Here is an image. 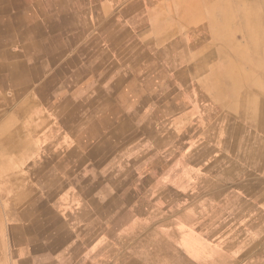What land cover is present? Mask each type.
<instances>
[{
  "label": "crops",
  "instance_id": "0c3cea01",
  "mask_svg": "<svg viewBox=\"0 0 264 264\" xmlns=\"http://www.w3.org/2000/svg\"><path fill=\"white\" fill-rule=\"evenodd\" d=\"M186 1L198 6L191 14L179 12L178 3ZM216 2L0 0V264H88L81 251L46 257L43 249L29 250L30 239L41 242L30 231L33 220L44 229L67 212L65 205L45 210L43 192L40 207L30 206L28 197L30 186L36 190L33 177L34 186L43 183L46 149L60 146L65 150L55 164L65 162L70 148H89V163H124L95 176L91 182L102 186L89 197L88 180L77 183L76 221L62 227L70 240L80 245L91 225L88 212L106 209L88 200L103 191L138 194L140 237L95 241L104 251L108 245L119 250L104 264L117 260L125 245L154 264H264V62L234 64L239 91L229 88L222 108L218 98L200 97L204 75L208 80L221 65L215 58L207 74L194 75L190 58L206 44L217 52L222 43L193 18ZM170 50L177 53V68L167 70L164 53ZM260 52L264 56V47ZM178 87L172 99L170 91ZM48 178L68 181L59 172ZM64 186H72L70 180ZM158 196L167 197L163 207L151 202ZM217 215L226 221L216 223ZM217 229L233 236H207Z\"/></svg>",
  "mask_w": 264,
  "mask_h": 264
},
{
  "label": "bare ground",
  "instance_id": "6f19581e",
  "mask_svg": "<svg viewBox=\"0 0 264 264\" xmlns=\"http://www.w3.org/2000/svg\"><path fill=\"white\" fill-rule=\"evenodd\" d=\"M183 6H184L183 7V12L185 14L187 13V11H189V14L193 13L192 12V8L193 7L198 8L197 4H193L192 2H189V3L187 2V4L185 3ZM205 7H207V9H210V12H212L214 10H217L220 13V16L223 17L221 19L222 21L220 23H218V30L215 31V33H213V35L219 38V36H222L223 34H225V37L223 36L224 37L223 40H224V43H225V46H226L227 49H230V47L232 48L234 46H236V48H237L238 45L240 44V40H242L241 38H244L245 37L246 38V41L248 43L249 50L250 51L251 50H254V51H252V53L254 55L253 62H255V61L258 62V60H260V59H261V62H264V56L260 52L261 51V47H264V31H263V20H262V18H264V16H263V14H264V0H232V1L231 0H220V1L218 0V2H216L214 4H209V5L206 4ZM194 15H195V17L193 19L195 20V22H198L199 21L198 24L200 25V22L202 21L201 26H202V28H205L207 25H206V23H204V14L202 13L201 8H200L199 11L197 9L196 10V14L194 13ZM233 15H238L239 16L238 19H239V21L241 23L240 24L241 25L240 28L242 29L243 32L240 33L241 30L239 29V26H234V25H231L230 24L231 21H229V20L232 19V16ZM193 19H191V20L194 21ZM213 49L214 48H207L206 46H204V51L203 52H198V54L200 53L202 55V57H203V60L202 61L204 62V66L199 67V70L198 71L201 72V71L205 70V73L207 74V71H206V70H208L207 69V64L209 63V61H211V60H213L215 58H217V60L219 61V62H217V67H218V64H219V66L220 65L221 66L219 68H214V69L211 70L210 78L208 80L206 79V75H204L205 78L203 76H200L199 75V77H203L204 78V85L203 84H199L197 86V93L199 92L200 93V97L203 98V99H206L207 97H212V98L213 97H216V98H218L219 101L222 102V104L219 102V105L216 103V106L219 107V108H222L224 106L223 105V102L225 100L227 101V99L225 97L226 96L225 92H227V90H230L229 88H231V87H233V91L234 92H238L239 91V84H240V78H241V76L238 73H235V71H234L235 65L234 64L239 63L241 60H243L244 62L246 60H245V56H244V59L241 58L240 60H235V62H232V60H230V58H229L228 55H224L223 54V55H221L219 57L216 54V51H214ZM238 50L239 51H242V50L245 51V49H243V48L240 49V47L238 48ZM249 60H251V59H248V61ZM240 64H242V63H240ZM251 68H252V66H251ZM256 72H254V75H256L255 74ZM250 73H251V71H250ZM260 81H261V79H260ZM241 82H243V81H241ZM206 83L209 84V86L212 85V93L211 92H209V93H202L201 92L200 87L201 86L202 87H205ZM262 87L264 88L263 85H262ZM249 89L251 91V88H249ZM229 96H230V94H229ZM259 102H260V100H259ZM214 104H215V102H214ZM217 107H215V108H217ZM257 108H256V110H257ZM223 110H224V108H223ZM240 111H241V109H240ZM104 113H105V111H104ZM256 119L259 120L260 118H256ZM244 121H245V119H244ZM93 123L95 124V122H93ZM93 123H92V126H93ZM77 129H79V128H77ZM227 143H228V141H227ZM234 146H235V143H234ZM60 147H59V152L62 155V153H64V150L65 149H62ZM69 150L70 151H69V154H68V158L65 160V162L64 161L59 162L57 164V167L59 169H61L62 171H65L66 174H68L69 176H77V175H80V174L83 173V171L85 172L84 162L80 158L79 152L76 149L70 148ZM73 159H79L80 161L79 162H76L71 167H69V165H66L67 163L68 164L72 163L73 162ZM50 167L51 166H49L48 162L46 163V161L44 159L43 169H42V172H44V180H43V183H41V184L38 185V187L37 186H34L35 184H38V180L33 177V179H32V183L33 184L32 185H33V188L35 187L36 190H33L31 188L32 186H30V189H29V192H28V197L30 199V203H32L30 206H33V205H34V207L35 206H39V205L41 206L42 203H41V201L40 202L38 201V194H40L41 192H43L45 189H48V190L53 189L54 190V187H55V191L57 189L59 190L57 192V195L55 196V204H56V200H57L59 202V206L60 207H62L63 205H65V208L67 210L66 213H69L70 215H72V206H73V204L75 202L74 197H75V193L76 192H75L73 186H70V187L69 186H64V182H66V181H64L62 179H60V180L57 181L54 178H48L49 176H54V175L56 176V174H57L54 171H52L50 169ZM33 172L36 173L37 170H35ZM39 172H41V171H39ZM86 172L88 173V170ZM87 173H86V175H87ZM101 186L97 188V186L94 183H90L89 184V187H88V191H87L88 195H90V193L92 191H94L96 188H97L96 190H99V188H101ZM102 188H105V187L103 186ZM102 190L103 189H100V192ZM99 195L100 196L97 197L98 199L95 198V199L88 200V204L91 205V206H93V207H102L103 204L105 203V199L106 198H109L110 195L108 193L104 192V191H103V193H101ZM53 200H54V197H53ZM110 205L113 206V204H110ZM90 212H88V218L91 221L90 222L91 225L88 226L87 234L82 235V237H80L81 240H86V241H89V242L92 241V240H94L99 235V233L101 232V230L104 227H107L109 224H111V222L114 221L113 219H114V215H115L114 212H113V210H112V208L110 206L109 207H106L105 210H98V211H96V212H94L92 214ZM33 222H35L34 223L35 226L33 224V226L30 227V231L33 233L32 234L33 237L36 238V234H37L36 231L38 230V232L40 234H37V236L41 239V242L42 243L41 242L38 243L37 242L38 239L37 240L36 239H30L29 240V250L30 251H32V250L39 251V250H42L43 249L44 250V253H45V256L46 257L48 255L50 256L51 250L55 247V245L60 246L61 245V241L63 240V236L69 234V233H67V231H64V228H62L64 226H67L66 225V222H64V220H61V219H58V221H57V220H55V217H53V218H51L50 220H48L46 222V224L47 223L48 224H47V226L45 225L46 227H44V229L38 228V226H36V219H34ZM138 222L136 220H134L131 223H129L120 232V234H119L120 240H123V238H125V239L126 238L127 239L128 238H135V236L137 235V233L140 231V228H141L140 227L141 225ZM60 225H61V227H60ZM86 236H88L87 239H86ZM238 237H239L240 240H242L241 238L243 237V235H241L239 233V236ZM60 239H61V241L59 243V240ZM103 247H104V249H107L109 247V245L108 246H103ZM72 248H73V246H72ZM99 250H102V249H99ZM96 253H99V251L96 252ZM69 254L70 255H73L69 250H67L66 252H63L62 255L68 256ZM144 259L146 260V257ZM150 262H154V259L152 260L150 258Z\"/></svg>",
  "mask_w": 264,
  "mask_h": 264
},
{
  "label": "rangeland",
  "instance_id": "374dc122",
  "mask_svg": "<svg viewBox=\"0 0 264 264\" xmlns=\"http://www.w3.org/2000/svg\"><path fill=\"white\" fill-rule=\"evenodd\" d=\"M184 4H181V3H178V7L180 8L179 12H183V6ZM201 11L202 13L204 14V23H206V27L204 29V32L206 35H210V37L214 36L213 33H215V31L218 30V23H220L222 20L223 17L220 16V13L217 11V10H214L212 12H210V9H207L203 7V9L201 8ZM239 16L238 15H233L232 16V19H230L229 21L231 25H234V26H239V29L242 31V29L240 28V21H239ZM225 37V34H223L222 36H219L216 37L218 39H220L221 41V45L219 46L220 49L216 52V54L220 57L221 55H228L230 60H232V62H235V60H240L241 58L244 59V56H245V60L246 59H254V55L252 53V51L249 50V47H248V43L246 41V39H242L240 40V44L238 45V47L236 48V46L232 47L233 49V52L230 51V49H227L226 46H225V43H224V37ZM244 43V44H242ZM207 48H214L212 45H209V44H206L205 45ZM240 47L241 48H245V49H248V50H245V51H239L238 48ZM231 48V47H230ZM230 52V53H229ZM177 53L174 52L173 50H170V51H166L164 53L165 55V60H166V69L168 70L169 68H172V69H176L177 65L175 66L176 64V61L178 59H176V55ZM237 56V58H236ZM132 60H133V57H132ZM190 60H192L194 62V69H193V74L194 75H197L199 74V67L201 66H204V62L202 61L203 60V57L202 55L199 53H194V57H191ZM135 61V59L133 60ZM191 61V62H192ZM198 61V62H197ZM170 67H169V66ZM178 70H180V72H178V77L180 78H183V76L186 74L184 72H181V69L179 68ZM142 74V73H141ZM163 81L165 82L166 80L163 79ZM164 85V84H163ZM165 86V85H164ZM179 87L178 88H174V90L172 89V91H170V96L172 99H177L178 98V95H179V91H178ZM201 89V92L202 93H209V92H212V85H208L207 84V87H200ZM167 98H170L168 95H166ZM219 108V107H218ZM104 116V115H102ZM105 119V118H104ZM95 121V124H96V119H94ZM104 121V120H103ZM93 134H97L96 131H93L92 132ZM92 138H89L88 137V140L90 141ZM97 139V138H96ZM46 153L43 154L44 156V159L46 161V163L48 162L50 169L52 171H54L55 173H61V175H64L65 178L68 180L66 181L67 183H69V180L70 182L72 183L71 185L73 186L74 190L76 189V185L78 182H80L81 180L83 181H87L88 180V187H89V184L92 183L91 181L93 180L94 181V177L95 176H102V175H107V174H110L112 172H116L117 170H121V159L119 162H115L114 164H106L104 162H98V163H94L91 162L89 163L88 162V158H89V155L91 154V151L90 149L88 148V150L84 153H79V156L80 158L83 160L84 162V166H85V172L83 171L82 174L80 175H77V176H69L68 174H66L65 171H62L61 169H59L57 167V164H55V161L58 159V158H61V153L59 152V148L58 147H49V149H46ZM79 152V151H78ZM124 164V163H122ZM126 166H128L127 163H125ZM129 167V166H128ZM130 169V168H129ZM88 170V173L86 172ZM90 172V173H89ZM87 173V175H86ZM119 174L122 173V172H118ZM126 173V170L123 171V174ZM84 177V178H83ZM83 178V179H82ZM87 178V179H85ZM64 180V179H63ZM65 181V180H64ZM88 187H84V192L86 193L88 191ZM143 186H141L140 188H142ZM55 191V187H54V190L51 189V190H48V189H45L43 192H44V201H43V205H44V209L45 210H54L55 207H60L59 206V202L56 200V204H55V196L54 197V200H53V197L51 194H53V192ZM76 192V190H75ZM137 193L134 194V193H126V194H121V195H118L116 192L113 193V194H110L109 198H106L105 199V203L103 204L104 207H111L113 212H114V221L111 222V224H109L107 227H104L101 232L99 233V235L92 241H86V240H81L79 244L75 243L74 241L70 240V236L69 234L63 236V240L61 241V239L59 240V243L61 241V245L58 246V245H55V247L51 250V254L50 256L48 255V257H51L52 255H61L63 256V252H66L67 250H69L72 254L75 253L76 251H81L82 253L85 252L84 254H86V256L88 257V264H104L106 261H108V259L112 256V255H116L117 252L119 251L118 249H115L113 248L112 246H109L107 249L104 250H99L100 247H99V244L100 243H96L95 241L99 240L100 242L103 241V240H117L119 239L120 240V232L129 224L131 223L132 221L136 220L137 217H138V210H139V204H137V200H136V197H137ZM89 197V195H88ZM118 197H120L118 199ZM155 202L158 203V205L156 207H163L165 202L168 201L167 200V197L164 199H162V197L159 198L158 197H153L151 199ZM42 203V201H41ZM137 205H136V204ZM164 203V204H163ZM175 203H184V199L180 200L179 202H175ZM110 204H113V206H111ZM163 204V205H162ZM136 205V206H135ZM170 213V212H169ZM174 213V212H172ZM181 218L183 219L184 216L182 215ZM60 219V218H59ZM226 217H221L219 215H217L216 217V223H224L226 221ZM61 220H64V222H66V225L67 226H70L71 224H74L75 223V220L73 218L72 215H70L69 213H66L65 214V217L64 219H62L61 217ZM118 223H123L124 225L122 226H118L117 224ZM128 223V224H127ZM184 223H186V217H185V220H184ZM197 224H199V221H196ZM141 230V228H140ZM170 231V230H169ZM183 231V234H186V230H182ZM219 229H217L216 231H213V232H210L208 233V237H212V238H219L221 240H224L226 238H228L229 236H233L232 232H218ZM168 232V231H167ZM167 232L165 234H167ZM37 234H40L38 232V230L36 231ZM140 231L137 233V235L135 236V238H138L140 237ZM165 234H163L162 236H165ZM151 235V234H148V236ZM234 235H237V234H234ZM82 237V235L80 236ZM135 238H128L129 240H133ZM139 239V238H138ZM127 242V240H126ZM73 246V248H72ZM125 249H127V245L124 246ZM121 252V254H119V257L118 259L112 261L110 264H138L139 262H141V264H154V262H150V255L149 256H142L141 253H138L139 254V258L138 256H136L133 252H132V249H129V250H125ZM63 251V252H62ZM99 253H96L98 252ZM103 253V254H102ZM98 254V255H97ZM97 255V256H96ZM129 255H133V256H136L137 258L135 259H131L129 258ZM73 256V255H72ZM146 257V260L144 259ZM110 262V261H109Z\"/></svg>",
  "mask_w": 264,
  "mask_h": 264
}]
</instances>
